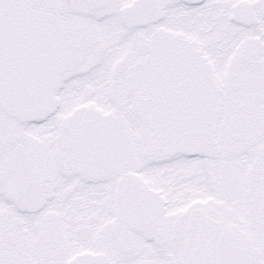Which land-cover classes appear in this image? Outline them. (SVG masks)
Returning a JSON list of instances; mask_svg holds the SVG:
<instances>
[{"label":"snow or ice","instance_id":"obj_1","mask_svg":"<svg viewBox=\"0 0 264 264\" xmlns=\"http://www.w3.org/2000/svg\"><path fill=\"white\" fill-rule=\"evenodd\" d=\"M0 264H264V0H0Z\"/></svg>","mask_w":264,"mask_h":264}]
</instances>
